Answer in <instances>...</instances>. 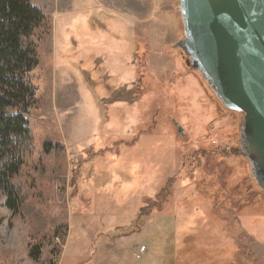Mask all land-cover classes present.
I'll return each instance as SVG.
<instances>
[{
  "label": "rangeland",
  "instance_id": "1",
  "mask_svg": "<svg viewBox=\"0 0 264 264\" xmlns=\"http://www.w3.org/2000/svg\"><path fill=\"white\" fill-rule=\"evenodd\" d=\"M31 2L46 17L29 77L35 150L17 179L26 209L13 215L0 199V264H264L243 115L176 48L179 0ZM48 142L65 150L47 154ZM217 147L225 156L210 153L189 180L187 157ZM162 188L191 201L126 234L141 209L169 208Z\"/></svg>",
  "mask_w": 264,
  "mask_h": 264
},
{
  "label": "water",
  "instance_id": "2",
  "mask_svg": "<svg viewBox=\"0 0 264 264\" xmlns=\"http://www.w3.org/2000/svg\"><path fill=\"white\" fill-rule=\"evenodd\" d=\"M179 6L185 36L176 48L224 109L243 115L239 144L264 193V0H179Z\"/></svg>",
  "mask_w": 264,
  "mask_h": 264
},
{
  "label": "trees",
  "instance_id": "3",
  "mask_svg": "<svg viewBox=\"0 0 264 264\" xmlns=\"http://www.w3.org/2000/svg\"><path fill=\"white\" fill-rule=\"evenodd\" d=\"M45 24V15L31 0H0V199L4 200V205L13 215H20L26 209L22 184L17 179L26 165V157L35 150L28 116L37 105L38 90L29 77L39 66L35 38L38 29ZM64 150V146L51 142L43 147V152L47 154ZM224 151V148L217 147L187 157L186 164H195L190 174L188 171L187 178H194L200 171L204 157L210 153L225 156ZM190 158H193L192 162L188 163ZM174 180L175 177L169 179L172 185ZM168 189L162 188L157 198L165 194V203L169 204V208L141 209L126 234L139 232L143 221L152 215L175 216L182 206L191 201V198L169 201L172 195L167 194ZM29 256L38 261L41 256L40 247L31 249Z\"/></svg>",
  "mask_w": 264,
  "mask_h": 264
}]
</instances>
